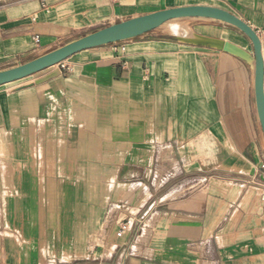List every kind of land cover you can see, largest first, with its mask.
Returning a JSON list of instances; mask_svg holds the SVG:
<instances>
[{
    "label": "crops",
    "instance_id": "crops-1",
    "mask_svg": "<svg viewBox=\"0 0 264 264\" xmlns=\"http://www.w3.org/2000/svg\"><path fill=\"white\" fill-rule=\"evenodd\" d=\"M193 5L264 28V0H0V70ZM186 20L0 86V264H264L254 64L195 39L252 44Z\"/></svg>",
    "mask_w": 264,
    "mask_h": 264
},
{
    "label": "water",
    "instance_id": "water-1",
    "mask_svg": "<svg viewBox=\"0 0 264 264\" xmlns=\"http://www.w3.org/2000/svg\"><path fill=\"white\" fill-rule=\"evenodd\" d=\"M188 18H207L231 25L244 33L252 44V52L226 40L196 37V42L211 45L254 64L255 99L259 120L264 133V55L256 31L233 13L212 6H180L155 11L116 22L73 39L36 58L0 70V86L24 79L46 68L68 59L72 55L90 48L130 40L164 27L171 21Z\"/></svg>",
    "mask_w": 264,
    "mask_h": 264
},
{
    "label": "built area",
    "instance_id": "built-area-1",
    "mask_svg": "<svg viewBox=\"0 0 264 264\" xmlns=\"http://www.w3.org/2000/svg\"><path fill=\"white\" fill-rule=\"evenodd\" d=\"M255 31L260 38L261 45H262V52L264 53V28H260ZM34 39H39V36L38 35L34 36ZM261 169H262V176L261 177L259 176L258 178H256L254 183H256L260 187L261 200L264 201V164L261 166ZM135 221H138V220L137 219L134 220L130 218L123 219L118 224V226L113 230L114 236L117 239H124L129 234ZM138 222H141V220H139Z\"/></svg>",
    "mask_w": 264,
    "mask_h": 264
},
{
    "label": "bare ground",
    "instance_id": "bare-ground-1",
    "mask_svg": "<svg viewBox=\"0 0 264 264\" xmlns=\"http://www.w3.org/2000/svg\"><path fill=\"white\" fill-rule=\"evenodd\" d=\"M188 21L186 19L174 20L166 24L165 28L168 32L178 34L180 36H194L191 28L186 25Z\"/></svg>",
    "mask_w": 264,
    "mask_h": 264
},
{
    "label": "rangeland",
    "instance_id": "rangeland-1",
    "mask_svg": "<svg viewBox=\"0 0 264 264\" xmlns=\"http://www.w3.org/2000/svg\"><path fill=\"white\" fill-rule=\"evenodd\" d=\"M186 25H187V26H189V24H188V23H186ZM189 27H190V26H189Z\"/></svg>",
    "mask_w": 264,
    "mask_h": 264
}]
</instances>
